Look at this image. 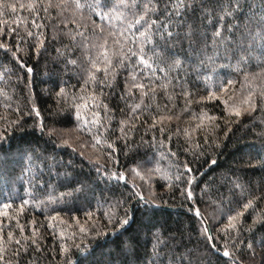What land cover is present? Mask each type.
<instances>
[{
	"label": "trees",
	"instance_id": "trees-1",
	"mask_svg": "<svg viewBox=\"0 0 264 264\" xmlns=\"http://www.w3.org/2000/svg\"><path fill=\"white\" fill-rule=\"evenodd\" d=\"M17 4L16 13L0 16V28L4 31L0 34V42L10 43L13 48L16 47L17 34L25 36V24L23 20L27 19V28L36 33V29L32 26V17L29 11L19 8L20 3L27 4L30 0H10ZM58 2V0H53ZM85 4L82 9H75L74 6L64 13V17L69 20L75 18L81 26V29H87V32L97 43L103 42V36H99L98 30L94 32V22L96 25L103 23L104 34L112 31L117 33L121 27L126 26L127 22L132 20L131 15L125 12V21L112 19L101 21L95 15L93 9L88 5H92L96 0H80ZM146 0H138L141 8ZM168 0H154L159 9H163L164 4ZM220 3H227L228 0H219ZM105 5L103 11L112 10L113 4H119L120 0H102ZM242 11L238 14L236 23L239 27L231 33L227 30V24L224 25L223 31L225 36H231L232 41H236L240 34L245 33L247 29L251 33H256L258 29H264V24L260 23V13L264 12V0H241ZM207 8L209 11L204 15L201 14V8ZM101 9H97L100 11ZM119 11H125L123 8L113 10L115 15ZM220 10L216 7V0H204L203 5L197 0V10L195 12H187L185 16L177 19L172 16L165 23H171V30L182 33L181 43L175 47H169V58L161 64H154L153 67H165L169 69V75L174 77L179 74L186 75L188 80V90L191 92L193 103L186 105L185 98L180 93V89L174 88L169 84L167 89L158 88L155 99L151 97L142 100L139 92L128 94L126 102L117 104L119 97L123 94L126 79L130 80L129 72L132 71L125 61V67L117 69L115 88L112 90L110 97H100L99 89L91 83L86 85L84 89L81 85L87 79V72L83 69L89 68L91 61L87 60L83 49H75L73 52H66L65 46L71 47V40L65 33L75 32L76 24L69 23L67 27L61 22L63 17L55 20L45 18L38 19V24H44L46 27L41 29L44 32L46 40L45 50L38 56L35 51H31L22 42L20 58L26 61L28 66L33 68V72L28 74L26 69L21 70L19 65L10 54H6L0 49V117L9 116V106L13 110L12 118H16L14 110L19 104L25 112H27L32 103L40 112V116L35 113L31 117L24 116L27 124L23 130L16 129L14 132L8 133V139L0 141L3 150L0 151V211H7L8 217H17L21 225H24L28 235H31L33 225L29 222L35 220V227L41 228L44 237L41 240V251L38 256L34 252L30 255L40 260L41 264H61L63 257L59 255V245L67 242L69 245L82 244L83 252H77L73 246L70 253L73 259L83 257L87 252H91L84 264H187L188 251L199 248L204 259L200 264H264V166L259 161L264 159V75H257L253 78L254 73H258L264 64L258 63L264 59V54L258 47V42L253 40L251 36H245L243 41L244 53L247 55L251 41V55L246 70L249 75L245 77L244 72H235L228 67H216L213 71V65L208 64L205 55L202 53L200 59H204V67L194 71L199 60L195 54H191L189 49V41L184 38L183 34L187 32L188 25H192L195 35L192 39L196 40L195 48L199 49L205 42L208 43L207 55H211L215 49L212 47L211 33L219 24L218 16ZM52 15H56V10H52ZM162 15V12H161ZM40 16H44L43 11ZM151 18L160 19V15L150 14ZM210 17L211 21L210 22ZM17 18L21 23L17 25ZM247 18V19H246ZM185 20L183 28H177L176 25ZM229 23L232 21L229 20ZM53 24L56 25L54 30ZM113 25L115 26L113 28ZM11 27L17 30V34L9 35L7 29ZM207 33L205 41L203 34ZM156 42L160 43L159 38ZM35 47V41H28ZM229 47H233L230 43ZM146 49L149 45L145 46ZM60 50L68 59L76 60L75 66L69 65L67 70L61 60H56L57 50ZM112 43L109 41V54L111 55ZM30 52V55H25ZM175 53V56L171 54ZM182 54V55H181ZM93 57L96 56V50L92 52ZM239 49H236L232 56L235 62ZM179 57L184 63L179 66H169L172 60ZM190 57V58H189ZM148 58V57H146ZM228 58L218 59L216 64L229 63ZM133 65L137 61H131ZM197 71L199 72V80H197ZM151 69L139 66V71L135 75L154 79L159 85L167 83L163 79L164 74L157 72L156 78H152ZM205 72L207 75H205ZM22 75L23 83L28 85L27 93L23 91V85L19 87L17 77ZM99 78H104L105 72L103 65L101 71L96 73ZM113 73L108 72V79L111 81ZM231 78L234 83L230 85L225 93L219 91L222 84H227ZM30 81V83H29ZM61 86H66L67 99L69 103L88 102L89 93L96 92L97 96L103 103L109 105V116L113 115L114 119L109 120L105 117L103 104L98 108H93L89 103L88 108H81L82 123L79 129L76 128L75 108L73 106L72 116L69 120H62L57 124H53L48 117L58 107L66 108L67 105L62 99L57 104L56 93ZM105 92L109 89L105 88ZM214 92L216 98H209L208 93ZM252 93L257 102V107L250 112H246L240 118L234 116L226 118L225 105L221 102V97L228 100L233 97L229 104L240 103ZM25 95L31 98L32 103L25 99ZM84 97V100H73ZM204 97V99H201ZM151 104V109L146 111L145 105ZM136 104H140L139 109L135 108ZM121 109L124 111L122 112ZM187 109V110H185ZM99 111L101 114V125L92 126V133L96 134L97 130L104 133L106 129H113V134H105L104 138L113 140L115 136H120L119 122L121 119L127 118L129 112H135L141 117L139 121L129 120V128L132 124H137L135 131H129L128 137L132 146V150L125 146L124 140L116 141V151L112 153L111 158L107 155V149L100 151V146L92 147V135L89 134L88 125L94 118V112ZM206 118L201 122V113ZM168 116L172 115V121H164L166 129L172 131L171 137L167 131L161 134L159 131V123L155 131L149 129L152 124V116ZM208 116L216 117L215 121L207 119ZM231 120L229 124L227 121ZM43 121L48 127L57 129L71 130L65 133L54 134L49 137L47 134L41 135L39 129H32L34 122ZM200 125V128H197ZM6 124L0 122V130H4ZM231 129V130H229ZM179 130L180 140L183 143L184 132L187 131L191 137L193 145H203V155L193 161L191 154H186L178 145V138L175 133ZM47 133V129H46ZM227 133V134H225ZM208 143H205V139ZM63 139H68L71 147L62 143ZM87 142L84 149H80L79 144ZM38 146L39 152L33 158L32 165L28 164L26 156H23L21 149L28 146ZM76 149L75 151L73 149ZM85 152V156L80 155V151ZM6 153V155H5ZM173 153H179L178 156ZM49 156L52 159H49ZM99 160V164L94 166V161ZM215 161L213 164L212 161ZM207 161V163L205 162ZM190 162V167L194 170L197 183L192 186L194 193L193 200L187 201L184 196L180 195V191L176 188L168 190L169 184H174L177 175L184 173V163ZM140 167L139 176L131 172V168ZM65 166H68L67 168ZM179 166V169L178 167ZM97 167L100 168L101 174L97 175ZM107 168V173L104 169ZM125 171L128 184L119 182L115 179L109 181L108 175L112 172ZM69 173L78 179L87 177L93 186L95 193L94 198L90 202H84L78 199H65L57 204L50 205L45 208L43 204L37 206L35 201H44L48 196L60 197L61 193L70 190L72 185L67 187V179L65 175L58 173ZM193 173H187L191 175ZM141 176L145 177L147 183L141 180ZM35 178V179H33ZM135 179L137 184L144 183L145 195L149 191L157 194V205L154 215L149 218L139 217L128 226L127 232L113 231L108 221L103 219L105 212H115V208H109L103 201H114L115 196L120 192H126L131 181ZM51 186V187H50ZM184 187H188L186 184ZM231 189V192H229ZM253 197L256 199L253 200ZM21 200H30L31 203L24 206L23 212H18ZM249 200H253V204L244 211L243 217H238L239 225L242 229L239 232L232 231L231 235H239V239L233 241L229 245L232 253L230 257L223 256V248L225 241L217 236L219 229L223 228L227 223V216L243 210V204ZM11 202V209H4L3 204ZM127 206V205H125ZM136 205L133 202V207ZM191 206V210L189 207ZM55 208L59 212V217L53 221V227H48V220L52 215V209ZM199 208L203 213L208 226L211 227L212 236L215 239V247L209 243L200 233L203 227L200 221L194 216L195 210ZM86 212L93 213L91 221L85 216ZM221 213L223 218L221 219ZM122 215V211L120 213ZM8 217L0 216V226L6 236L8 231H14L19 236L16 227V220ZM76 217V219H73ZM254 220L256 223L254 224ZM87 223L92 226L97 222L107 225V238L101 236L99 242L88 234L79 232V224ZM156 225V229L153 228ZM215 225V226H213ZM160 230V231H157ZM195 230V231H194ZM99 231L103 232L104 228ZM231 231V230H230ZM160 237L158 246L154 239L153 233ZM63 233L68 239L61 238ZM75 233V240L72 239ZM191 237V239H189ZM122 242H127L123 243ZM234 245H239L235 247ZM249 245H252L249 248ZM12 260V264L16 261L12 259L10 254H5V261ZM31 264V262H30Z\"/></svg>",
	"mask_w": 264,
	"mask_h": 264
},
{
	"label": "snow or ice",
	"instance_id": "snow-or-ice-1",
	"mask_svg": "<svg viewBox=\"0 0 264 264\" xmlns=\"http://www.w3.org/2000/svg\"><path fill=\"white\" fill-rule=\"evenodd\" d=\"M203 3L204 0H200V4L203 5ZM73 6L75 9H82L85 7V4L81 3L80 0H58V2L55 3L53 2V0H30V2L27 4L20 3L19 8H26L31 14L32 26L36 29V33H33V31L27 28V19H25L23 20V23L25 24L26 35L20 36L19 34H17L16 29L9 27L7 29L9 35L17 34L16 47L13 48L10 43L0 42V49H2L6 54H10L11 58L16 61L21 70L26 69L27 73L31 74L33 72V68L31 66H28L26 61L22 60L19 55V53L21 52V43L23 42L28 49H30L31 51H35V53L39 56L42 51L45 50L46 46L44 32L41 31V29H44L46 25L38 24L36 21L38 19L43 20L45 18H48L49 20H55L58 17H63V20L61 22L64 24V27H67L69 23L76 24L75 32L69 31L65 33L71 40V47L65 46V51L74 53L75 49H83L86 59L91 61L89 68L83 69V71L87 72V79H85L84 84L81 85L82 89H84L86 85L91 83L94 87L99 89L100 97H110L112 95V90L116 86L114 84V81L116 80L115 73L117 72V69L124 68L125 61H127L128 67L132 69V71L129 72L130 80L126 79L123 94L119 97L117 104L126 102L127 95L130 93L135 94L136 92H139L142 100L148 97H151L154 100L158 88L163 87L164 89H167L169 84L173 85L174 88L180 89V93L185 98L186 105L193 103L191 99V92L188 90V80L185 78L187 74H185V76H181L178 72L176 76L172 77L169 75V69H166L165 67L154 68L153 65L166 62L170 55L168 52L169 47H175L176 44L181 43L182 33L179 31H172V24L165 23V21L170 20L172 16L180 19L189 11L195 12L197 10V0H168V2L164 4L162 10L158 8V5L154 3V0H146V2L143 3L142 8L140 3H138V0H120L119 4H113L112 10H109V12L103 11L105 5L102 3V0H96L94 4L88 6L93 9V12L100 18L101 21H110L112 19H117L123 23L126 19L125 12H127L132 17V20L130 22H127L126 26L121 27L118 33L116 31H112L104 34L103 23L96 25L94 22V32L98 30L99 36H103L102 43H97L93 39V37L88 34L86 28L81 29L80 23L75 18L69 20L67 17H64V13ZM216 7L220 10L218 16L219 24L215 28V31L211 33L212 47L215 49V51L211 55L206 54L207 48L209 47L207 42H205L201 48H195V44L197 43V41L192 39V37L195 35L192 25H188L187 32L183 34L184 38H187L189 41V49L191 50L190 57L191 54H195L196 58L199 60V64L195 66L194 71L204 67V59H200L201 54L203 53L208 64L214 66L212 69L213 71H215L216 67H228L235 72H244L245 77H247L249 75V72L246 70V66L249 64V57L251 55V41L248 54L246 55L243 49L244 38L246 35L251 36L253 40L258 42V47L261 50V53L264 54V29H258L256 33H251L246 29L245 33L240 34L237 37L236 41H232L231 36L224 35L223 27L225 24H227V30L229 33L239 27V25L236 23V20L238 18V14L242 11L243 6L241 0H228L227 3H220L219 0H216ZM119 8H123L125 11H119L115 15H113L112 11ZM16 9V3L10 2V0H0V16L8 14L9 10L12 14H15ZM53 9L56 10L55 16L52 15ZM97 9L101 10L97 11ZM41 11H43L44 13L43 17L40 16ZM208 11L209 10L207 8H201L202 15H204ZM150 14L160 15V19L151 18ZM229 20H231L232 22L229 23ZM210 22H212L211 17ZM0 23L4 22L0 21ZM16 23L17 25L21 23L20 18H17ZM185 23V20H181V22L178 23L176 27L183 28ZM260 23L264 24V12L260 13ZM114 27L115 26L113 25V28ZM53 28L55 30V24H53ZM3 31L4 29L0 28V34H2ZM157 37L159 38L160 43L156 42ZM203 37L206 41L207 33H204ZM32 40L35 41L34 48H32V45L28 43V41ZM109 41H111L112 43L111 55L109 54ZM230 43L233 45V47L228 46ZM146 45H149L150 47L146 49ZM237 48L239 49V55H237L236 60L233 63L231 62L232 56L235 54ZM93 50H96L95 57H93L92 55ZM25 55H30V52H25ZM171 55L175 56V53H172ZM225 57L230 61L227 65L216 64V61L218 59H223ZM55 59L61 60L64 63L66 70L69 65L75 66L77 64L76 60L68 59L64 54L60 52L59 49L57 50V57ZM133 59L137 61L136 65H133L131 63ZM183 63L184 61H182L179 57H176L172 60V64L169 66V68H171L172 66L179 67ZM260 64H264V59H261L257 66L259 67ZM102 65L105 76L101 79L96 75V73H99L101 71ZM140 65H143L145 68L152 70V78H156L157 72L163 73V79L166 80L167 83L159 85L155 82L154 79H148L147 82H145V77H138L137 75H135V72L139 71ZM109 70H111V72L113 73L111 81L108 79ZM205 75H207L206 72ZM252 75L254 79L257 75H264V67H261L260 72L254 73ZM199 78V72L197 71V80H199ZM233 83L234 81L229 78L227 84H222L219 91L221 93H225L228 87ZM21 84L23 85L24 93H27L28 85L23 83L22 75L20 77H17L16 86L19 87ZM105 88H108L109 91L105 92ZM261 95L264 96V92H262ZM208 96L209 98H216V94L211 91L208 93ZM56 97L58 105L63 99L67 107H58L50 114L48 118L51 119L54 125L62 120H69L73 114L72 109L74 106V115L77 121L76 128L79 129L82 123H84L82 121L81 108H88L89 103L93 108H98L101 104H103L105 117H107L109 120L114 119V111L112 116L108 115L110 111L109 105L107 103H103V101L100 100L97 96L96 92L89 93L88 102H76L73 105L72 103H69L67 99L66 86H61L59 88V91L56 93ZM24 98L28 99L29 103H32L29 96L25 95ZM76 99L84 100V97L76 98L75 95H73V100L75 101ZM201 99H204V97H201ZM220 99L221 102L225 105L224 111L226 114V118L232 116L240 118L246 112H250L257 107V102L251 92L247 97L244 98L243 101L232 105L229 104V101H231L233 97H229L228 100H224L222 97ZM151 106L152 105L150 103L145 105V110H150ZM140 107V104L135 105V108L137 109H139ZM9 111V116L0 117V122L6 124V128L4 130H0V141L8 139V133L10 131L14 132L16 129H20L23 134V130L25 129L27 121L22 117H31L33 113H35L36 116H40V112L36 108L34 103H32L31 108L27 112H25L23 108L19 104H17L14 110V115L16 118H12L13 110H11L10 106ZM121 111L123 112L124 110L121 109ZM151 118L152 124L149 126L150 130L155 131L157 128V124L159 123V131L161 132V134H164L165 131H167L169 137H171L173 133L170 128L166 129L164 121H172V115H168L166 117L163 115H153ZM205 118L206 115L202 111L200 117L201 122H203ZM140 119L141 117L135 112H129L127 114V118L121 119L119 122L118 130L121 135L115 136L113 140H108L104 138L105 134L114 135L115 130L106 129L104 133H101L98 129L96 134L92 133V126L101 125L100 112H94V118L91 121V125H88L89 134L92 135L93 140L92 147L96 148L97 146H100L101 152H103L106 148L108 150L107 155L109 158H111L112 153L117 150L116 141L122 139L125 141V146L129 149V151H131L132 146L129 141L128 132L135 131L138 125L132 124L131 128H129V120L139 121ZM207 119L215 121L216 117L208 116ZM227 122L230 124L231 120L229 119ZM29 127H31L32 129L38 128L41 135L47 134L49 137L54 134L71 131L57 129L55 127H48L43 121L39 123L34 122ZM197 128H200V125H197ZM175 135L178 138L177 142L180 148H182L184 153H190L193 161L199 159L203 155V145H193L191 143V137L188 135L187 131L184 132L183 143H181L180 140L179 130H177ZM262 137H264V133H262ZM62 143L68 145L69 147L72 146L68 139H63ZM205 143H208L207 137L205 139ZM86 146V141L79 144L80 149H84ZM2 150L3 146L0 145V151ZM73 150L75 151L76 149L74 148ZM39 151L40 150L38 146L34 147L32 145H28L21 149V153L23 156L27 157L29 165H32L33 158ZM80 155L84 157L85 152L81 150ZM173 155L178 156L179 153H173ZM49 159H52V157L49 156ZM205 162L207 163V161ZM212 163L214 164L215 161L213 160ZM259 163L264 166V159H261ZM98 164L99 160L94 161V166ZM65 167L67 168L68 166ZM139 167L140 164L138 163L137 167L131 168V172L139 176ZM177 167L179 169V166ZM183 168L185 170L184 173H180L179 175H177L175 183L169 184L167 187L169 191L173 188L178 189L180 191V195L184 196L187 201H192L194 196L192 186L197 183V178L194 174V170L190 167V162L184 163ZM107 171V168H105L104 172L107 173ZM187 173L193 174L187 175ZM100 174L101 170L99 167H97V175ZM57 175L58 177L59 175H65V178L67 179V185L65 186L67 187L68 185H72L73 187H71L69 191L61 193L60 197L48 196L44 201L36 200L35 203L37 206L43 204L45 208H47L50 205L62 202L65 197L69 199L82 200L84 202H90V200L94 198L95 193L93 190L92 182L87 177L78 179L74 176H71V174L67 172L63 174L58 173ZM107 178L109 181L115 179L119 182L125 183L126 185L128 184L125 171L112 172L110 175H108ZM140 178L142 181H144V183H147L144 176H141ZM144 183L137 184L135 179H133L131 181V184L127 187L126 192H120L118 196H115L114 191V201H103L110 209L115 208V212H105L103 217V219H106L108 221V225H111L113 231L123 230V232H127L128 226H130L137 220L138 215L139 217L149 219L154 215L155 210L158 207L156 203L158 197L156 193L151 191H149L148 194L145 195ZM185 184L188 187L185 188ZM229 192H231V189H229ZM261 198H264V196H262ZM255 199L256 198L253 197V200ZM253 200H249L247 203H244L243 210L236 212L233 215H228L226 225L218 230L217 236L223 238L225 241L223 256L230 257L232 255L229 250V245L233 241L238 240L239 235L233 236L231 235V232H239L242 229V226L239 225V221L237 220V218L243 217L244 211L253 204ZM31 202L32 201L30 200H21L18 212H23L24 206ZM133 202L136 205L135 207H133ZM12 207L13 204L11 202L3 204L4 209H11ZM189 210H191V206L189 207ZM121 211L122 215H120ZM59 215V212H57L55 208H53L52 215L48 220L49 228H52L54 226L53 221H55L59 217ZM0 216L8 217V212L0 211ZM85 216L89 221L93 219L92 212H86ZM194 216L198 221H200V226L203 227V232L200 233L201 236H203L209 243H211L215 247V239L212 236L211 227L208 226V222H206L205 217L199 208L195 210ZM8 218L16 220V227L18 229L19 236H17L14 231H8L5 236L2 230V226H0V264H12L11 259H9L7 262L5 261V254H10L12 259L16 261V264H30V262L31 264H41L38 258L30 255V252H34L38 256V254L43 251V247L41 246V240L44 237V233L43 231H41L42 226L41 228H37L35 227L37 222L35 220L30 221L29 223L33 225V228L31 231V235H28L25 226L20 224L18 216ZM220 218H223L222 213ZM73 219H76V217H73ZM77 223L79 224V221H77ZM255 223L256 221L254 220V224ZM156 227V225H153L154 229H156ZM100 228H104V231H99ZM79 232L81 234L86 233L92 236L98 242L101 236L107 238L108 235L107 225L103 224L102 222H97L92 226H88L87 223L79 224ZM153 235L154 239L157 242L156 246H158L160 243V237L156 234V232H154ZM61 238L65 241H67L68 239L63 233H61ZM72 239L75 240V233H73ZM189 239H191V237H189ZM123 243L127 242H122V244ZM261 243H264V238L261 239ZM73 246L77 249V252L84 251V246L82 244L69 245L67 242H65L59 245V255L63 257L61 264H84V261H86L91 255V252L89 251L83 257L73 259L70 253V248ZM234 246L239 247V245ZM251 247L252 245H249V248ZM187 255V264H200V261L204 259L203 255L201 254V250L198 247L188 251Z\"/></svg>",
	"mask_w": 264,
	"mask_h": 264
}]
</instances>
